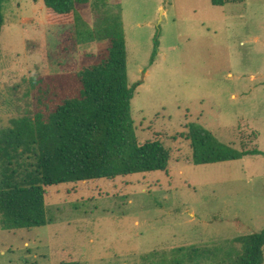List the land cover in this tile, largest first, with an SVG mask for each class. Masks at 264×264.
I'll return each instance as SVG.
<instances>
[{
  "label": "rangeland",
  "instance_id": "374dc122",
  "mask_svg": "<svg viewBox=\"0 0 264 264\" xmlns=\"http://www.w3.org/2000/svg\"><path fill=\"white\" fill-rule=\"evenodd\" d=\"M119 1L138 143L161 142L168 169L45 188L50 222L0 230V264H157L181 247L239 250L235 239L264 229V0ZM91 4L81 14L92 28ZM44 9L0 3V130L33 114L32 78L76 72L107 45L63 51L72 26ZM189 123L260 155L193 165Z\"/></svg>",
  "mask_w": 264,
  "mask_h": 264
},
{
  "label": "trees",
  "instance_id": "16d2710c",
  "mask_svg": "<svg viewBox=\"0 0 264 264\" xmlns=\"http://www.w3.org/2000/svg\"><path fill=\"white\" fill-rule=\"evenodd\" d=\"M236 1L210 0L217 7ZM111 2H115V8ZM43 3L49 21L72 26L61 45L63 51H75L89 43L107 45L76 72L32 78L29 86L33 91V114L13 118L9 127L0 130V230L3 231L46 226L50 222L45 206L47 187L165 172L170 163V153L161 142L138 143L131 114V101L138 85L129 86L128 82L120 1L96 0L91 4V0H43ZM90 4L97 17L92 28L81 14ZM158 47L157 39L150 64L157 57ZM186 129L180 136L189 143L193 165L260 155L255 150L242 151L220 142L199 124L189 123ZM234 243L240 245L239 250L181 247L171 252L170 259L163 256L157 264L264 263V229L237 238Z\"/></svg>",
  "mask_w": 264,
  "mask_h": 264
},
{
  "label": "crops",
  "instance_id": "0c3cea01",
  "mask_svg": "<svg viewBox=\"0 0 264 264\" xmlns=\"http://www.w3.org/2000/svg\"><path fill=\"white\" fill-rule=\"evenodd\" d=\"M46 11V9H44Z\"/></svg>",
  "mask_w": 264,
  "mask_h": 264
}]
</instances>
